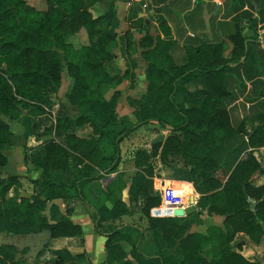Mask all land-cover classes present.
<instances>
[{"label": "trees", "instance_id": "trees-1", "mask_svg": "<svg viewBox=\"0 0 264 264\" xmlns=\"http://www.w3.org/2000/svg\"><path fill=\"white\" fill-rule=\"evenodd\" d=\"M96 1L43 0L45 7L36 8L28 0H0V167L6 162L5 150L12 144L7 120L21 113L24 137L50 133L51 129L55 135V139L42 145L43 160L37 165L40 177L31 180L30 195H18L20 181L16 175L0 174V216L15 224L17 235L42 228L50 229L51 237L80 235L79 226L67 218L49 221L41 213L46 202L78 196L97 210L87 200L84 185L115 169L119 141L126 134L142 123L155 121L168 127L170 133L162 141L149 144L147 150H133V165L142 173L130 198L142 197L140 211L149 228L159 231L162 241H176L179 255L174 264H256L234 248L239 243L232 246V239L242 232L251 242H258L262 235L259 220L264 218V183L255 186L249 180L253 172L261 170L259 162L248 154L236 160L221 179L215 172L222 167L209 156L198 154V147L204 142L218 143L224 136L243 131L240 126L232 128L224 105L229 94L224 77L231 57L222 56L220 42L200 41L184 45V58L176 62L170 49L174 37L165 19L157 16L155 34L146 30L135 41L131 27L141 25L142 18L131 10L128 27L118 35L120 53L129 62L120 77L116 76L111 51L117 35L115 17L92 16L88 7ZM81 28L86 42L74 45L68 36ZM228 38L245 53L247 62L244 37L235 30ZM137 47L139 58L132 56ZM141 60L144 92L137 97L128 96L127 103L141 107L144 113L134 123L118 126L114 109L117 90L107 99L104 92L122 77L130 76L131 80ZM63 69L70 79L64 98L74 113L69 115L65 104L59 103L54 121L38 130L41 118L49 115V109L57 102L53 96L60 86ZM244 75L251 74L244 69ZM188 82L196 85L194 91L201 93L202 98L180 107L175 94ZM256 118L258 124L246 135L252 147L264 144V110ZM77 128L86 132L78 134ZM153 155L164 165L171 161L170 156L178 155L184 164L192 166L189 180L193 188L209 203L210 212L224 215V228L209 225L204 233L187 231L197 219L194 212L178 216L151 214L152 208L160 207V197L147 194L142 178L152 175L149 157ZM105 188L106 192L110 190L109 185ZM250 202L254 203L253 210L249 208ZM100 220L96 212L93 222L97 232H101ZM131 228L129 224L109 228L105 246ZM14 252L20 251L0 244V264H23V257L16 258ZM161 257H156L158 264H162ZM53 264L66 263L55 256Z\"/></svg>", "mask_w": 264, "mask_h": 264}, {"label": "crops", "instance_id": "crops-1", "mask_svg": "<svg viewBox=\"0 0 264 264\" xmlns=\"http://www.w3.org/2000/svg\"><path fill=\"white\" fill-rule=\"evenodd\" d=\"M217 1L98 0L90 5L88 10L92 16L107 14L115 17L114 31L117 35L111 51L114 53L113 67L115 60L119 64L116 68L120 69L113 72L119 77L129 61L125 54L120 53L119 49L122 47H120L118 35L128 27L130 20L128 15L130 16L131 10L142 18L141 25L131 27L135 41L146 30L152 35L155 34L157 16L165 19L174 37L170 49L176 62L183 60V47L186 44L195 45L200 41L222 44V56L231 57L230 68L224 77L225 86L229 91L224 105L232 128L236 129L240 126L243 131L224 136L218 143L210 140L204 142L198 147V154L209 156L222 167V170L217 169L215 172L221 179L227 175L236 160L248 154L253 155L261 168L260 171L250 175V183L256 186L264 183V144L252 147L246 135L258 124L256 116L264 110V0ZM235 30L244 37L243 49L248 47L247 62H245V53H241L228 38ZM83 34L86 42L85 32ZM74 38V34L68 36L71 43ZM132 56L139 58V47ZM137 64L136 68L139 69L138 71L134 69L135 75L131 77V80L130 76L127 77L128 79L122 77L115 86L107 88L104 92V97L107 99L117 90L114 109L118 126H128L144 113L141 107H134L127 103L128 96L137 97L144 92L143 61H138ZM244 69L251 74L249 77L244 75ZM119 83L123 85L122 91L116 87ZM195 87V84L188 82L177 90L175 101L180 107L195 103L202 98L201 93L194 91ZM64 92L61 104L67 105L72 111L73 108L64 98ZM57 94L56 92L53 96L55 100H57L55 98ZM49 111L52 115L49 116L52 123L56 112L51 108ZM18 115L22 116L21 113ZM44 125L47 124H41L39 121L38 130H41ZM10 131L12 144L5 150L6 162L0 167V171L4 172V176L16 175L20 186L26 189L24 192H31V180L40 177L41 169L37 165L43 160L42 145L50 138L55 139L53 129L50 133L31 134L24 137L23 125L16 116L10 121ZM82 131V128L75 129L78 134ZM158 133L165 136L170 133V130L166 126L161 127L155 121L138 125L119 141V161L115 169L84 185L87 200L97 210L78 196L57 197L46 202L41 213L49 221L67 218L79 226L80 235L51 237L47 243L48 246L43 248L36 258L50 259L60 256L66 264H158L156 257L161 254L162 264L175 263L179 255L175 246L176 241L170 240L166 243L162 241L159 231L149 228L146 217L140 211L142 197L137 195L135 199L130 198L142 171L133 165L132 156L127 155V159L123 161L126 156L124 151L133 152L137 147H144L147 150L151 144V138ZM23 145H26V153L22 152ZM170 158L171 161L164 165L157 155L149 157L152 175L142 178L143 188L147 194H158V178H163L167 183L186 184L187 201L190 196L192 213L194 212L197 218L190 224L187 231L204 233L209 225L224 228V215L210 212L209 203L193 188L189 180L192 166L184 164L183 159L178 155L170 156ZM125 161H128V164L122 163ZM117 173L118 178H116ZM107 185L110 186V190L106 192ZM8 194H11V190ZM96 212L101 216L99 226L101 232H97L94 228L93 216ZM259 222L263 232L258 242H251L245 234L238 232L232 239V246L239 243V246L234 248L244 258L256 264H264V218ZM125 224L131 225L132 228L122 231L120 237L106 247L105 239L109 228H119ZM0 231H4L11 238L17 235L15 224L2 216H0ZM239 235H243L244 239L238 241ZM24 260L27 263L23 264L33 261L23 257Z\"/></svg>", "mask_w": 264, "mask_h": 264}, {"label": "water", "instance_id": "water-1", "mask_svg": "<svg viewBox=\"0 0 264 264\" xmlns=\"http://www.w3.org/2000/svg\"><path fill=\"white\" fill-rule=\"evenodd\" d=\"M3 70V67H1ZM10 129V121H6ZM163 134L158 133L151 138L150 142H160L163 139ZM31 192L19 191L18 195H30ZM253 202H250L249 208L253 210ZM193 211V206L191 204V197L187 201V205L183 208H169V207H154L151 209V214H172L175 216L183 215ZM0 244L12 245L16 250L20 251L22 257L29 258L34 260L38 254L42 251L44 246L48 243L51 238V231L48 228H42L39 231H27L22 234H18L15 237L11 238L6 235L4 231H0ZM243 235H239L238 241L243 240Z\"/></svg>", "mask_w": 264, "mask_h": 264}, {"label": "rangeland", "instance_id": "rangeland-1", "mask_svg": "<svg viewBox=\"0 0 264 264\" xmlns=\"http://www.w3.org/2000/svg\"><path fill=\"white\" fill-rule=\"evenodd\" d=\"M28 3L31 4V5H33V6L36 7V8H44V7H45V4H44L43 0H28ZM83 32H84L83 30H80V29H79L76 33H74L75 38L73 39L72 44L77 45V44H80V43H82V42H85V41H84V40H85V36H84ZM118 65H119V64L116 63L115 60H114V67H113L114 71L120 70V69H117V68H116V66H118ZM137 67H138V66H137ZM136 69H137V71H138L139 68H136ZM125 79H128V78H125ZM69 81H70V79H69V77H68V75H67L65 69H63V70H62V75H61L60 86H59V89H58V91H57L58 94L55 96V98L57 99V102H56L57 104L61 103V98H63V91L66 90V88H67V84L69 83ZM126 83H127V82H126ZM116 87H118V88L120 89V91H122L123 85H122V83H119ZM57 104H53V105L51 106V109L54 110L56 113L59 111V108H60V107H58ZM65 111H66L69 115H73V110L71 111V110L67 107V105L65 106ZM49 116H52V115L49 114L48 116L46 115V116L42 117L41 120H40L41 124H47V125L50 124L51 119H50ZM17 118H18V120H19L20 115H17ZM147 128H148V127H147ZM82 132L84 133V132H86V130H83ZM21 147H22V146H21ZM22 152L26 153V145H23V147H22ZM124 154H125L126 156H125V159H123V161L127 159V155H130V156H131V155H132V152L127 153V152L124 151ZM126 162H127V164H128V161H125V162H122V163L126 164ZM124 164H122V165H124ZM125 166H126V165H125ZM0 174H1V175H5L4 172H3L2 170L0 171ZM19 189H21V191L26 190L25 188H22L21 186L19 187ZM47 246H48V244H46V245L44 246V249H45ZM19 254H20V252H14L15 257L18 256ZM40 254H41V253H40ZM40 254H39V255H40ZM52 260H53V258H50V259H41L40 257H38V258H36L35 260H33L32 262H29V264H51V263H52ZM24 261H25V262H24ZM24 261H23V263H27L26 260H24Z\"/></svg>", "mask_w": 264, "mask_h": 264}, {"label": "built area", "instance_id": "built-area-1", "mask_svg": "<svg viewBox=\"0 0 264 264\" xmlns=\"http://www.w3.org/2000/svg\"><path fill=\"white\" fill-rule=\"evenodd\" d=\"M157 184L159 188L160 207L183 208L187 205L186 184L167 183L163 178H158Z\"/></svg>", "mask_w": 264, "mask_h": 264}, {"label": "bare ground", "instance_id": "bare-ground-1", "mask_svg": "<svg viewBox=\"0 0 264 264\" xmlns=\"http://www.w3.org/2000/svg\"><path fill=\"white\" fill-rule=\"evenodd\" d=\"M176 208V207H175Z\"/></svg>", "mask_w": 264, "mask_h": 264}]
</instances>
